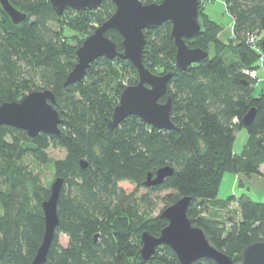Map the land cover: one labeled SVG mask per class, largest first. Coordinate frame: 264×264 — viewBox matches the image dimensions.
I'll list each match as a JSON object with an SVG mask.
<instances>
[{
    "label": "trees",
    "instance_id": "1",
    "mask_svg": "<svg viewBox=\"0 0 264 264\" xmlns=\"http://www.w3.org/2000/svg\"><path fill=\"white\" fill-rule=\"evenodd\" d=\"M11 1L29 18L15 25L0 5V105L21 101L33 90L50 89L61 132L32 138L26 130L0 125V264H33L45 230L40 203L50 192L36 177L24 175L19 162L31 155L47 164L51 145L67 151L54 162L55 178L63 177L65 184L58 201L59 227L43 264H180L165 244L151 261L137 260L142 231L159 236L169 223L160 215L141 214L139 204L150 203L148 196L138 195L142 188L173 190L164 197L165 207L182 196L191 197L187 216L192 224L237 264L243 247L264 241V202L248 195L218 200L226 173L264 176V94H253L257 76L246 73L261 66L258 52L246 39L264 30V0H225L234 19L229 42L219 38L222 26L205 13L206 0H200L203 32L186 42L209 55L186 70L175 63L171 22L145 31L146 67L158 74L174 72L160 101L171 96L176 129L155 128L131 115L112 131L106 121L122 89L137 82L136 67L122 58L98 57L80 82H65L78 60L77 47L113 14L115 3L106 0L82 12L68 8L60 16L48 0ZM105 35L123 51L119 31L109 29ZM253 108V122L243 127V116ZM243 128L248 141L237 154L233 146ZM82 159L86 168L81 167ZM168 165L173 173L162 183L144 184L149 172ZM236 201L240 219L230 218V227L209 214ZM61 233L69 237L66 246L60 243ZM194 264L218 263L205 258Z\"/></svg>",
    "mask_w": 264,
    "mask_h": 264
},
{
    "label": "water",
    "instance_id": "2",
    "mask_svg": "<svg viewBox=\"0 0 264 264\" xmlns=\"http://www.w3.org/2000/svg\"><path fill=\"white\" fill-rule=\"evenodd\" d=\"M55 12L62 16L68 9L77 11L95 10L106 0H48ZM116 9L102 24L87 35L77 47V62L66 78L65 85L80 82L87 73V68L98 59L108 60L122 58L137 69V82L122 89L119 103L113 110L111 119H107L109 129L118 127L122 120L131 115L139 116L143 122L164 130L176 129L172 117V99L160 98L168 91V84L174 72L164 74L152 72L144 63L143 51L147 36L145 31L160 27L165 21L172 23L171 35L176 44L175 63L180 70H186L191 64L206 59L208 51L201 47L192 48L186 39L196 37L203 31L200 0H161L160 3H145L142 0H111ZM3 11L19 25L28 20L26 12L20 10L11 0H0ZM114 29L123 36V51L117 50L115 43L105 34ZM264 51V36L261 38ZM256 109L253 108L243 116V127H248L254 120ZM61 116L56 107V96L50 89L33 90L21 101L3 102L0 105V125L26 130L28 136L35 137L40 133L57 135L60 129ZM81 167L86 168V160H81ZM173 173L168 165L153 174L149 172L145 185L155 186L162 183ZM65 180L59 176L49 187V197L41 201L44 214L45 230L43 240L34 256L33 264H43L51 250L55 233L59 227L58 201ZM191 197L181 199L165 207L160 217L168 220L156 236L150 231H142V246L136 252L137 260L148 262L156 257V250L165 244L177 254L180 264H194L200 259H210L218 264H237L229 254L215 248L206 238L203 230L192 224L187 216ZM98 236V235H97ZM96 236V238H97ZM240 253L239 264H264V241L249 243Z\"/></svg>",
    "mask_w": 264,
    "mask_h": 264
},
{
    "label": "rangeland",
    "instance_id": "3",
    "mask_svg": "<svg viewBox=\"0 0 264 264\" xmlns=\"http://www.w3.org/2000/svg\"><path fill=\"white\" fill-rule=\"evenodd\" d=\"M204 9L207 11V13L210 15L212 20H215L218 22L222 29L219 33V38L225 42H229L230 38H233L234 30H233V23L234 19L232 18V15L227 12V8L225 7V0H206ZM258 35L259 40H261L262 36H264V30L260 32H256ZM260 67L256 70L255 76H257V81L254 83L255 89L253 91L254 95L264 94V65L260 63ZM255 72V70H254ZM254 74V73H253ZM253 74H249L250 76L254 77ZM248 135L247 129L243 128L236 134V142L234 144L233 150L236 152H240V150L243 148L244 141L246 142ZM244 137V139H243ZM67 151L65 148L59 146V145H51L48 149V155H49V162L47 164L41 165L37 161L33 159L31 155H25V157L19 162L21 165V169L23 171V174L26 175L27 173L36 177V181L38 180L42 185L46 188L50 187L51 183L56 177V170H54V162L58 159L64 158ZM229 176H233L232 173H227L226 176H224L223 179V187L219 189L218 196L225 197L229 196L233 193V190L229 189L230 186L229 182ZM33 177V178H34ZM239 183L238 186L239 187ZM226 189V190H225ZM173 190H165V191H150L149 189L142 188L138 195L139 196H148L150 199V203L141 202L138 206V210H140L141 214L147 215V216H159L160 213L165 208V196L172 192ZM237 192H240L239 190ZM252 198L255 201L264 202V195L261 192H257L252 190ZM259 194V195H257ZM233 195V194H232ZM260 195H263L260 196ZM219 200V197H218ZM221 201V199L219 200ZM212 213L213 217H217L221 220L226 221L228 224L227 226L230 227V218L237 221V219H240V206H238V202H233L230 204L229 208H225L224 210H220L219 208H214L209 212V214ZM3 214V208L0 205V215ZM60 236V243L64 246L68 244L69 237L68 235L61 233ZM133 264V263H132Z\"/></svg>",
    "mask_w": 264,
    "mask_h": 264
},
{
    "label": "crops",
    "instance_id": "4",
    "mask_svg": "<svg viewBox=\"0 0 264 264\" xmlns=\"http://www.w3.org/2000/svg\"><path fill=\"white\" fill-rule=\"evenodd\" d=\"M204 6H205V4H204ZM205 13H207L206 10H205ZM208 16L210 17L209 14H208ZM255 73H256V70H255ZM246 137H247V139H246V142L244 141V144L242 146L243 148L240 150V152H236V151H234L235 150L234 149L233 151L235 153H237V154H242L243 153L244 147H245V145H246V143L248 141V135L245 136V138ZM243 139H244V137H243ZM235 142H236V140H235ZM235 142H234V144H235ZM233 148H234V146H233ZM263 169H264V166L262 167V170ZM226 174L224 176H226ZM232 174H233V176H229V179H228L229 182H230V186L228 188L231 189V190H233V193H232L233 195H237V196L248 195L251 199H253L252 198V195H253L252 194V190L257 191V192H261L264 195V176L262 174L250 175V176L249 175H244L242 173H235V174L232 173ZM223 179H224V177H223ZM223 179H222V182L220 184L222 187H223V185H222L223 184ZM238 183L240 184L239 187H237L238 186ZM221 186H220V188H221ZM238 190L240 192H237ZM231 195H229V196H231ZM257 195H259V194H257ZM263 195H260V196L263 197ZM229 196H225V197H220L219 196V200L220 199L221 200H225V198H227Z\"/></svg>",
    "mask_w": 264,
    "mask_h": 264
},
{
    "label": "built area",
    "instance_id": "5",
    "mask_svg": "<svg viewBox=\"0 0 264 264\" xmlns=\"http://www.w3.org/2000/svg\"><path fill=\"white\" fill-rule=\"evenodd\" d=\"M247 43L259 54V62L264 63V51L261 48L260 40L256 32H251L247 37ZM246 73L253 74L255 76L254 70H246Z\"/></svg>",
    "mask_w": 264,
    "mask_h": 264
},
{
    "label": "clouds",
    "instance_id": "6",
    "mask_svg": "<svg viewBox=\"0 0 264 264\" xmlns=\"http://www.w3.org/2000/svg\"><path fill=\"white\" fill-rule=\"evenodd\" d=\"M260 44H261V40H260Z\"/></svg>",
    "mask_w": 264,
    "mask_h": 264
}]
</instances>
